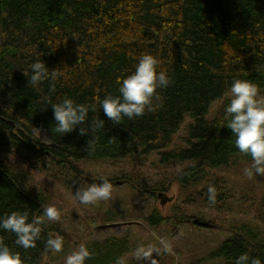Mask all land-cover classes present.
I'll list each match as a JSON object with an SVG mask.
<instances>
[{
    "label": "trees",
    "instance_id": "trees-1",
    "mask_svg": "<svg viewBox=\"0 0 264 264\" xmlns=\"http://www.w3.org/2000/svg\"><path fill=\"white\" fill-rule=\"evenodd\" d=\"M144 54L153 55L158 71L166 70L170 77L167 88L157 89L160 101H153H162V106L114 123L100 109L99 99L118 95V78L134 71ZM37 60L50 71L56 69L57 79L32 87L24 72ZM236 78L252 81L264 95L260 93L264 92V0H0V151L20 152L32 171H42L50 162L55 172L77 171L85 160L119 162L135 157L143 163L157 155L161 168L174 172L150 196L177 187L181 203L173 204L167 217L154 207L143 219L151 230L163 223L173 229L187 222L195 226L185 213L189 206L220 214L234 211L236 198L222 174L241 175V168L234 166L240 160L251 162L236 148L226 127L224 110ZM65 98L95 105L96 111L90 110L86 124L73 132L54 134L51 105ZM222 98L214 118L206 119L211 104ZM187 116L194 123L172 146ZM97 119L105 121L102 129L79 135V127ZM39 132L50 144L41 142ZM88 142L94 147L86 151ZM23 179L31 182L29 170L0 162V216L27 211L32 220L49 206L50 196L39 188L22 189ZM209 186L216 189L215 203L208 201ZM261 203L256 213L264 222ZM237 207L250 211L240 201ZM259 224L224 225L229 235L208 257L235 264L247 253L264 264ZM40 228L34 247H20L15 234L3 230L0 242L19 252L24 264H47L45 257L53 253L46 246L48 236L64 238L66 233L59 220L45 218ZM84 244L91 252L86 264H115L136 246L127 235ZM171 251L177 256L173 247ZM150 259L173 264L175 256L161 251Z\"/></svg>",
    "mask_w": 264,
    "mask_h": 264
},
{
    "label": "rangeland",
    "instance_id": "rangeland-1",
    "mask_svg": "<svg viewBox=\"0 0 264 264\" xmlns=\"http://www.w3.org/2000/svg\"><path fill=\"white\" fill-rule=\"evenodd\" d=\"M264 94V92H260ZM231 98V92L228 95ZM258 99H264V95H258ZM222 99L214 101L206 119H213L214 113ZM194 120L185 117L181 130L173 139V145L178 144L179 139L186 135L187 126ZM40 140L44 144H50L44 133L39 132ZM136 158L119 162L102 161L94 163L88 160L78 164L77 171L55 172L50 162H46L42 171H32L22 159L20 152L0 151V162L5 165H18L22 170L30 171L31 182L23 179L20 183L26 191L34 186L50 196V204L55 205L60 212L61 225L64 234V248L61 252H54L45 257L47 264H65V257L80 244L87 241H100L108 237L127 235L135 243V250L124 257L123 264H150L151 259L141 260L136 257V249L140 246H153L161 239L170 243L177 251L173 264H221L219 258H210L208 253L216 247L219 241L229 235L224 225L235 222L261 223L258 230L264 237V222L258 217L256 210L264 201V175L249 177L244 174L245 168L250 167L251 162L240 160L234 166L241 168L242 174L238 176L222 174L227 179L226 185L232 189L236 200H233L234 211L217 213L201 207H187L185 213L189 220L201 219L209 222L207 230L195 229L191 223H185L178 229L169 223H163L158 228L151 230L144 218L157 207L163 216L170 215L173 204H180L177 187H172L168 192H155L150 196L151 190L156 191L163 179L170 177L172 169L161 168L157 155H150L143 163H138ZM178 169V168H177ZM176 169V170H177ZM108 179L113 187L111 197L108 200H100L94 204L83 205L75 198L77 188L83 189L92 183H100L101 178ZM128 182V184H125ZM138 186V187H135ZM145 190L140 193L138 190ZM159 194H163L158 198ZM250 200V203L248 199ZM249 212H243L237 207L238 201ZM263 206V205H262ZM202 213H199V212ZM121 223L117 225L116 222ZM113 222V223H111ZM173 227V228H172ZM173 229V230H172ZM172 230V232H171ZM198 244H203L199 247Z\"/></svg>",
    "mask_w": 264,
    "mask_h": 264
},
{
    "label": "clouds",
    "instance_id": "clouds-1",
    "mask_svg": "<svg viewBox=\"0 0 264 264\" xmlns=\"http://www.w3.org/2000/svg\"><path fill=\"white\" fill-rule=\"evenodd\" d=\"M32 87H38L45 80H56V69L49 70L44 61L37 60L29 66L28 72H24ZM118 95L108 94L99 99V107L104 115L114 123L119 124L123 118L132 120L143 116L146 111H155L162 106L154 104L160 101L157 89L167 88L170 77L166 70L158 71V60L151 54H144L135 65L134 71L125 77L118 78ZM231 99L225 107L226 127L235 137V146L239 152L251 158V165L245 168L244 174L264 175V99H258V87L247 79H233L230 85ZM55 127L54 134L66 135L85 125L89 111H96L95 105L75 103L70 98L51 105ZM105 125L103 119L94 120L88 127H79V135H86L89 130L95 132ZM93 144H87L86 151L93 149ZM112 183L101 178L100 183H92L82 190L77 188L75 198L83 205L94 204L100 200H108L112 193ZM208 201L215 203L216 189L209 186ZM43 215L29 220L27 211H13L10 214L0 216V230L10 232L16 236V244L24 249L35 246L39 238L40 225L47 221H58L60 212L55 205H49L42 209ZM159 247H143L136 249V257L141 260H149L153 254L159 255L161 251L168 253L171 245L164 239L159 241ZM46 246L54 251L61 252L64 246V238L60 235H49ZM91 258V252L85 244H80L65 257V264H86ZM0 264H24L19 252H13L6 244L0 242ZM115 264H123L122 258H118ZM151 264H155L151 261ZM235 264H262L258 258H251L247 253L241 254L235 260Z\"/></svg>",
    "mask_w": 264,
    "mask_h": 264
},
{
    "label": "water",
    "instance_id": "water-1",
    "mask_svg": "<svg viewBox=\"0 0 264 264\" xmlns=\"http://www.w3.org/2000/svg\"><path fill=\"white\" fill-rule=\"evenodd\" d=\"M162 195L163 194H159L158 195V198H160ZM191 221L197 227H202V228H208V227H210V223L209 222L202 221V220H200L198 218L197 219L196 218L195 219H192Z\"/></svg>",
    "mask_w": 264,
    "mask_h": 264
}]
</instances>
